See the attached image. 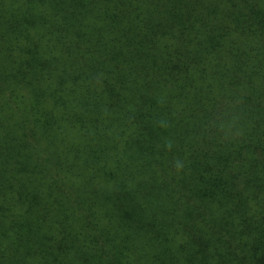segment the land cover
I'll return each mask as SVG.
<instances>
[{"label":"trees","instance_id":"obj_1","mask_svg":"<svg viewBox=\"0 0 264 264\" xmlns=\"http://www.w3.org/2000/svg\"><path fill=\"white\" fill-rule=\"evenodd\" d=\"M0 264H264V0H0Z\"/></svg>","mask_w":264,"mask_h":264}]
</instances>
